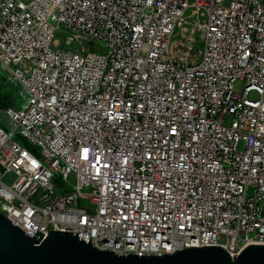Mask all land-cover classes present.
<instances>
[{"label": "built area", "instance_id": "built-area-1", "mask_svg": "<svg viewBox=\"0 0 264 264\" xmlns=\"http://www.w3.org/2000/svg\"><path fill=\"white\" fill-rule=\"evenodd\" d=\"M0 71L25 100L0 109V212L25 234L264 244V0H0Z\"/></svg>", "mask_w": 264, "mask_h": 264}, {"label": "water", "instance_id": "water-1", "mask_svg": "<svg viewBox=\"0 0 264 264\" xmlns=\"http://www.w3.org/2000/svg\"><path fill=\"white\" fill-rule=\"evenodd\" d=\"M25 234L0 212V264H264V244H250L236 255L216 245L187 247L162 255L99 250L76 232L50 230Z\"/></svg>", "mask_w": 264, "mask_h": 264}, {"label": "trees", "instance_id": "trees-1", "mask_svg": "<svg viewBox=\"0 0 264 264\" xmlns=\"http://www.w3.org/2000/svg\"><path fill=\"white\" fill-rule=\"evenodd\" d=\"M20 100L19 88L17 85L9 82L6 77L0 72V109L7 107H18Z\"/></svg>", "mask_w": 264, "mask_h": 264}, {"label": "rangeland", "instance_id": "rangeland-1", "mask_svg": "<svg viewBox=\"0 0 264 264\" xmlns=\"http://www.w3.org/2000/svg\"><path fill=\"white\" fill-rule=\"evenodd\" d=\"M57 35H60V36H62L63 35V33H60V34H57ZM175 43H178L179 42V39H178V37H176L175 38ZM78 46V44H75L74 45V47H77ZM61 47H63V48H65V46L62 44L61 45ZM73 47V44H71V48ZM195 47H196V49H202V46L201 45H195ZM102 49H103V46L102 45H98V48H94L93 50L95 51V52H98V53H102L103 51H102ZM1 72V71H0ZM3 73V72H2ZM4 74V73H3ZM240 86H237L236 87V90L237 91H239L240 89ZM250 97H254L255 95L253 94V93H251L250 95H249ZM16 101H18V108L22 105V104H24L25 103V100H24V98H20V100H18V98L16 97ZM1 122H2V124L3 125H6V123H7V121L6 120H4V119H2L1 120ZM227 123V122H226ZM30 148V147H29ZM30 150L32 151V152H34L35 154H37L38 153V148H30ZM56 181L58 182V179H56Z\"/></svg>", "mask_w": 264, "mask_h": 264}]
</instances>
